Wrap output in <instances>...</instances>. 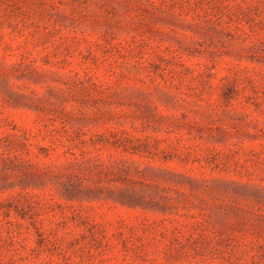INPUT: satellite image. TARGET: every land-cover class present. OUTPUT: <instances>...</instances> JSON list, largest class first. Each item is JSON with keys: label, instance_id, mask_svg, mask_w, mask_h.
Segmentation results:
<instances>
[{"label": "rangeland", "instance_id": "rangeland-1", "mask_svg": "<svg viewBox=\"0 0 264 264\" xmlns=\"http://www.w3.org/2000/svg\"><path fill=\"white\" fill-rule=\"evenodd\" d=\"M0 264H264V0H0Z\"/></svg>", "mask_w": 264, "mask_h": 264}]
</instances>
